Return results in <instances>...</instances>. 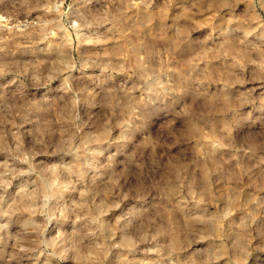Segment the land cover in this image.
<instances>
[{
  "label": "clouds",
  "instance_id": "1",
  "mask_svg": "<svg viewBox=\"0 0 264 264\" xmlns=\"http://www.w3.org/2000/svg\"><path fill=\"white\" fill-rule=\"evenodd\" d=\"M0 264H264V0H0Z\"/></svg>",
  "mask_w": 264,
  "mask_h": 264
}]
</instances>
